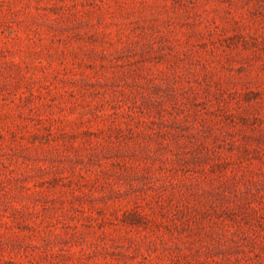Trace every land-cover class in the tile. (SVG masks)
<instances>
[{"label":"rangeland","instance_id":"374dc122","mask_svg":"<svg viewBox=\"0 0 264 264\" xmlns=\"http://www.w3.org/2000/svg\"><path fill=\"white\" fill-rule=\"evenodd\" d=\"M0 264H264V0H0Z\"/></svg>","mask_w":264,"mask_h":264}]
</instances>
